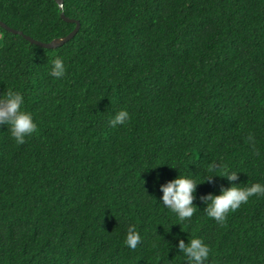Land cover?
<instances>
[{
    "label": "trees",
    "instance_id": "16d2710c",
    "mask_svg": "<svg viewBox=\"0 0 264 264\" xmlns=\"http://www.w3.org/2000/svg\"><path fill=\"white\" fill-rule=\"evenodd\" d=\"M62 2L0 0V21L41 43L73 32L62 13L79 24L52 49L0 26V93L19 91L37 126L17 144L0 125V264H187L168 245L192 236L206 264H264V196L223 224L201 199L264 184V0ZM213 163L238 180L202 183ZM179 172L202 183L185 221L149 197Z\"/></svg>",
    "mask_w": 264,
    "mask_h": 264
},
{
    "label": "clouds",
    "instance_id": "9594fccd",
    "mask_svg": "<svg viewBox=\"0 0 264 264\" xmlns=\"http://www.w3.org/2000/svg\"><path fill=\"white\" fill-rule=\"evenodd\" d=\"M51 55L53 58L50 61L49 74L60 79L66 72L65 60L55 53ZM24 104V96L19 91L9 88L0 93V125L7 127V131L17 144L24 143L25 137L33 134L37 127L32 113L24 109ZM129 120V112L126 109H121L111 116L108 124L116 127L124 125ZM155 168L157 167L149 169ZM204 171L206 175L203 177L202 183H210L214 177L225 178L228 181L238 180L237 172L231 171L223 164H220L219 168H216L214 163L207 164ZM197 176L179 172L176 178L159 185V191L162 193L159 200L148 196L157 202L162 209H168L174 213L178 221L190 219L197 210L193 203L196 187L202 184L197 181ZM158 179L159 177H157ZM253 196H264V184L258 182L244 185L233 184L226 189H221L218 195L208 194L201 198L206 205L204 214L223 224L229 212L235 211ZM140 241L141 235L135 225H129L123 241L124 244L129 249H136ZM168 246V249L174 247L177 252L182 253L187 258V264H206L211 253L210 246L199 236L188 237L187 243L184 239L176 237V244Z\"/></svg>",
    "mask_w": 264,
    "mask_h": 264
},
{
    "label": "water",
    "instance_id": "95a60500",
    "mask_svg": "<svg viewBox=\"0 0 264 264\" xmlns=\"http://www.w3.org/2000/svg\"><path fill=\"white\" fill-rule=\"evenodd\" d=\"M55 1H56V3L58 4L59 8L62 9V7H63V2H62V0H55ZM61 18H62L64 21H66V22H74V23H76V27H75V29L73 30V32H71V33H70L69 35H67L66 37L55 39V40L51 41L50 43H41V42L35 41V40H33L32 38H30V37H28V36H26V35H23L20 31H16V30H13V29L7 27V26H6L4 23H2L1 21H0V26H1L2 28H4L5 30L10 31V32H12V33H14V34L21 35L23 38H25V39H26L27 41H29L30 43H33V44H35V45H38V46H40V47H42V48L52 49V48H56V47H58V46H60V45H63L65 42H67L68 40H70V39L75 35V33L77 32V30H78V28H79V24H78L77 21H74V20H72V19H67V18H65L64 15H63V13L61 14Z\"/></svg>",
    "mask_w": 264,
    "mask_h": 264
}]
</instances>
